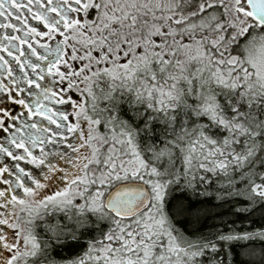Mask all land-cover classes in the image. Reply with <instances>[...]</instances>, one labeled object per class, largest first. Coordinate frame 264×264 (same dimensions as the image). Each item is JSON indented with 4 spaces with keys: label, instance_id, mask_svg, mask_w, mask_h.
Wrapping results in <instances>:
<instances>
[{
    "label": "snow or ice",
    "instance_id": "6c2138e0",
    "mask_svg": "<svg viewBox=\"0 0 264 264\" xmlns=\"http://www.w3.org/2000/svg\"><path fill=\"white\" fill-rule=\"evenodd\" d=\"M0 264H264V0H0Z\"/></svg>",
    "mask_w": 264,
    "mask_h": 264
}]
</instances>
